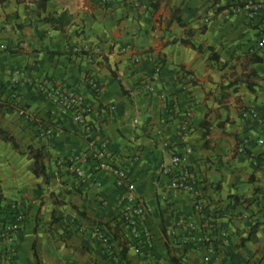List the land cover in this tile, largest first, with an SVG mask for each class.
<instances>
[{
    "label": "crops",
    "instance_id": "crops-1",
    "mask_svg": "<svg viewBox=\"0 0 264 264\" xmlns=\"http://www.w3.org/2000/svg\"><path fill=\"white\" fill-rule=\"evenodd\" d=\"M250 1L264 0H0V209L25 213L12 264H264V124L242 116L264 115V30L242 8ZM49 86L83 95L99 129L57 108ZM41 123L58 132L46 137ZM187 144L195 195L159 173ZM102 145L148 205L139 251L121 253L122 190L96 156ZM36 152L44 173L32 170ZM57 160L84 176L56 175Z\"/></svg>",
    "mask_w": 264,
    "mask_h": 264
},
{
    "label": "built area",
    "instance_id": "built-area-1",
    "mask_svg": "<svg viewBox=\"0 0 264 264\" xmlns=\"http://www.w3.org/2000/svg\"><path fill=\"white\" fill-rule=\"evenodd\" d=\"M103 4H108L112 0H101ZM242 8L246 11L247 17L251 20L256 19L259 26L264 30V1L254 2L250 1ZM235 11V7L232 8ZM260 44L264 46V34L260 37ZM4 47H1L3 49ZM91 88L96 92L99 89L97 83L93 79H89ZM46 93L52 99L54 105L62 110L68 111L73 119L83 125L88 131H97L100 125L90 124L86 120V115L92 111L90 105H88L83 95L78 91L70 89H62L58 86H49L45 89ZM174 104V103H173ZM100 112L108 113L113 112V106L108 108L100 107ZM243 117L254 118L264 124V115H260L254 109H247L242 112ZM192 119L191 114L188 112L181 124V130L183 135H186L191 129ZM42 134L46 137H52L58 132V129L54 126L41 123ZM171 158L170 163L167 166H162L159 169V173L168 176V189L178 192L183 191L189 194L196 193L195 183L196 176L194 173V166L191 162L192 147L190 145L184 146V153L179 154L174 149H170ZM97 158L107 157L109 163L106 166L107 171L110 173L117 188L122 190V193L118 199V214L116 221L123 232L124 246L132 247L137 251L140 249V244L148 241L151 238L150 229L144 224L143 219L148 213V205L146 201L141 197L133 188L128 170L120 166L115 162L112 152L108 149L107 145H102L100 151L97 152ZM65 166L67 170L74 172L77 176L83 177V169L76 163V160L71 163H65L62 160L55 162V173L58 174V169ZM164 199V196H162ZM0 244L4 246L6 264H12L14 257L12 251V243L15 236L21 230L24 220V211L16 204L1 207L0 209ZM93 237L100 242L101 246L108 253H114V248L111 243L112 239L110 234L100 225H94L91 229ZM217 236L220 239H226L229 234L225 230L217 232ZM202 242L206 245L213 243L212 234L208 233L202 236Z\"/></svg>",
    "mask_w": 264,
    "mask_h": 264
},
{
    "label": "trees",
    "instance_id": "trees-1",
    "mask_svg": "<svg viewBox=\"0 0 264 264\" xmlns=\"http://www.w3.org/2000/svg\"><path fill=\"white\" fill-rule=\"evenodd\" d=\"M6 139L9 140L10 142H12L14 147H17V144L14 141V139H12L11 137H6ZM34 158H35V162H34V165H32V170L35 173H39V172L44 173L43 165L39 164L40 153L36 152ZM253 231H254V227H251L250 233H252ZM125 251H127V247L123 246L121 253L123 254V252H124V254H125Z\"/></svg>",
    "mask_w": 264,
    "mask_h": 264
}]
</instances>
